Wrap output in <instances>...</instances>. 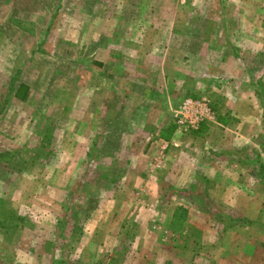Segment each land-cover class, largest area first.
Here are the masks:
<instances>
[{
    "label": "rangeland",
    "instance_id": "374dc122",
    "mask_svg": "<svg viewBox=\"0 0 264 264\" xmlns=\"http://www.w3.org/2000/svg\"><path fill=\"white\" fill-rule=\"evenodd\" d=\"M160 1L0 0V264H264V0ZM154 30L180 32L147 61L165 79L143 94L173 99L163 137L137 116L149 103L109 107L123 52L93 68L94 42ZM189 96L213 118L181 131Z\"/></svg>",
    "mask_w": 264,
    "mask_h": 264
},
{
    "label": "crops",
    "instance_id": "0c3cea01",
    "mask_svg": "<svg viewBox=\"0 0 264 264\" xmlns=\"http://www.w3.org/2000/svg\"><path fill=\"white\" fill-rule=\"evenodd\" d=\"M154 1L159 2V0H154ZM161 1H163V0H161ZM176 23L178 25V22H176ZM138 36H139V34L137 35V33L135 35L132 34L131 36H129V34L124 33V34H121V36L119 38L117 37L118 41L112 42L110 44H102V41H100V40L94 42V45H96V49L94 48L95 50L93 49V52H94V55L97 56V60L99 62L94 61L95 65L93 68L95 69V67L97 66L99 68V70H101L100 66H102V62H105L104 59L107 55V53H106L107 49L110 51V55L112 54L115 57L121 56V53H119L120 55L117 56V53L119 51L123 52V55H124L123 58L125 60V63L124 64H122V63L118 64L117 58H115L113 61V64L109 65V70L107 72V75L105 74V76L109 79V82L111 84L110 85L111 88H116L118 81H121L122 79H124L127 86L125 87L124 94L122 97L120 95H118L117 93H115L114 96L113 95L109 96V99H110V102L108 103V104H110L109 107L112 109L113 108L114 109H120L121 108V109L126 111L127 106L129 104L132 105L133 103H137L139 101H140L139 103H142L143 101H145V103H147V104L149 103L148 105H146V107L143 110H141L137 114V116L140 118V120L145 121V119H149L148 116L151 114V112L156 114V117L158 114V117H157L158 122L156 124V127L153 130V132H154L153 136L163 137L165 135L164 134L165 130L163 129V126H162V120H164L163 118L167 112H171V109L174 105L173 99L169 96H166V97L163 96L164 98L159 100L158 98H155L156 96L148 97V96L143 94L146 92V88H147V85L149 82H154V80L155 81L158 80V79H156V77L158 76L159 73H161V75L159 77H162L163 79H165V74L163 73V72H165L164 69H166L165 64H164L165 62L162 61L161 65L158 68V65L154 64L151 66L152 62L150 61L148 64L147 61H149V59H151V57L153 55H160V54L163 55L162 59H164L166 57V51L169 50V45H168L167 41H169L170 39H173V40L179 39L180 32L177 30L176 31H174V30H169V31H159L158 30V31H155L154 30V32L150 35H149V33H147L145 35H140L141 36L140 37V43H139V45H136V43H134L135 39H133V38L134 37L137 38ZM141 39L145 40V41L147 40L148 42L144 41L141 43ZM17 45H18V48H16V52L19 51V47H20L19 43ZM137 47H138V50L141 52L138 54L140 64H137V66L134 68L133 65L130 66V64L131 63L133 64V62L137 61V60L134 59V57L132 59L129 58L127 60V58H128L127 53H131L130 51L131 50L134 51V48H137ZM84 50L85 49L83 47L80 48V52L83 53ZM12 51L15 52V45L14 44H13ZM102 55H103V57H101ZM186 56H189V55H186ZM152 59L154 60V57H152ZM120 64L123 65V68ZM147 65L150 66V67H148V69H147ZM16 69H17V72L20 73V67H17ZM12 71H13L12 73L17 74L15 69H13ZM14 74H13L14 77H18V79L13 81V86L15 87V90L13 93L14 100H16V102L27 103L33 97V83H31V81L34 79L33 78H27L26 80H21L20 74L19 75H14ZM38 78H39V81L40 80L46 81L47 79L48 80L50 79V78H48L47 72H43V77L40 76ZM136 82H139L141 84V87H142V89H141L142 91L140 90L142 93H141V96H139L138 100L136 98H134V96H135L134 92L135 91L131 90L134 88V86H136ZM23 86L27 87V92L25 95L23 94L24 98H20L16 94V92H17L18 88H21ZM129 86L131 88L128 90ZM178 87H180V85ZM21 97H23V96H21ZM187 98H198V97L189 96ZM207 98L209 99V101L211 103L210 98L209 97H207ZM151 100H153L152 103H150ZM183 100L180 101V103H178V106L175 110H178L181 107ZM98 101H97V103H98ZM103 102L104 101H102L101 103H103ZM119 102H120V105L118 107ZM140 108H142V104L136 105L134 110L137 111V109L139 110ZM174 111L172 113L173 115H174ZM47 112L48 111H46V109H45V115H44L45 121H48L50 119V116H51ZM33 118H35V117L33 116ZM210 121L205 120V121L201 122V125L204 122L208 123ZM141 123H142V121H141ZM173 123L175 124V128H177L178 130H181V131L183 130V129L178 128L177 124L174 121V116H173ZM45 124H46V122L43 125H45ZM195 130H187V131H195ZM183 131H185V130H183ZM153 132H152V134H153ZM147 144L148 143H146V147H147ZM173 144L175 146H177V143H173ZM166 146H168V145L162 144L160 146V149L162 151H165V149L167 148ZM144 150L147 151V148H145ZM171 156H176V154H173ZM168 159H170V157L167 154V160ZM216 184H218V182ZM182 206H183V208H185L184 205H182Z\"/></svg>",
    "mask_w": 264,
    "mask_h": 264
},
{
    "label": "built area",
    "instance_id": "2783aa9c",
    "mask_svg": "<svg viewBox=\"0 0 264 264\" xmlns=\"http://www.w3.org/2000/svg\"><path fill=\"white\" fill-rule=\"evenodd\" d=\"M173 116L178 128L185 131L195 130L201 122L213 118L210 101L206 96L184 99Z\"/></svg>",
    "mask_w": 264,
    "mask_h": 264
},
{
    "label": "trees",
    "instance_id": "16d2710c",
    "mask_svg": "<svg viewBox=\"0 0 264 264\" xmlns=\"http://www.w3.org/2000/svg\"><path fill=\"white\" fill-rule=\"evenodd\" d=\"M27 92V87L26 86H23L21 88H18L16 94L20 97V98H24V95L26 94ZM24 94V95H23ZM23 96V97H21Z\"/></svg>",
    "mask_w": 264,
    "mask_h": 264
}]
</instances>
